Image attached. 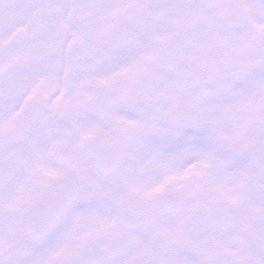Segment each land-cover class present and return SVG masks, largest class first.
Wrapping results in <instances>:
<instances>
[{"label":"snow or ice","instance_id":"snow-or-ice-1","mask_svg":"<svg viewBox=\"0 0 264 264\" xmlns=\"http://www.w3.org/2000/svg\"><path fill=\"white\" fill-rule=\"evenodd\" d=\"M0 264H264V0H0Z\"/></svg>","mask_w":264,"mask_h":264}]
</instances>
